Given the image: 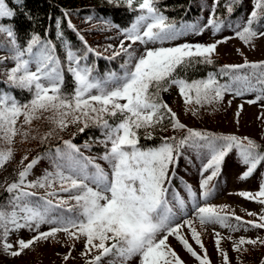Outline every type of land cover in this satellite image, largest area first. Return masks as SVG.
Here are the masks:
<instances>
[{"label":"snow or ice","instance_id":"1","mask_svg":"<svg viewBox=\"0 0 264 264\" xmlns=\"http://www.w3.org/2000/svg\"><path fill=\"white\" fill-rule=\"evenodd\" d=\"M107 2L135 13L123 28L108 20L99 21L100 31L114 29L120 37L117 47L108 45L105 51L112 50L106 57L109 60L123 58L121 71L98 75L95 64L88 61L90 56L101 54L68 20L67 27L76 31L82 44L78 54L63 39L61 22L57 20L56 36L63 44L67 73L73 85L71 91H66L57 46L36 34L22 44L14 26L3 23L11 21L16 13L7 0H0V52L5 53L0 56V65L6 61L12 64L5 70L3 83L7 90L0 89V145L4 146L0 147V168L14 158L18 136L22 137L21 142L37 139L31 134L35 121L43 120L49 125L39 137L40 144L60 138L58 134L70 126L80 125L79 133L88 128L100 131V137L82 146L71 139L63 140L62 147L46 154L50 169L36 180H29V176L45 156L37 155L27 164L24 161L29 160L28 155L22 157L16 179L5 188L9 198L0 205V252L16 258L38 242L50 238L59 242L58 234L63 233L70 244L64 261L71 257L75 244L82 242L80 256L85 258L84 264H186L172 246L171 238L197 264H211L201 238L209 226H219L229 233L264 229V171H260L264 169V144L249 137L216 135L190 128L179 120L162 94L175 88L185 111H191L193 116L201 108L221 103L226 94L233 98L254 94V99L245 102H260L264 106V61L250 63L245 59L243 64L225 65L220 73L228 76L225 83L214 73L193 80L180 74L195 65H211L218 44L228 39H238L248 46L254 39L264 37V0H252L246 20L234 26L216 15L220 0H213L204 26L187 25L180 29L160 10V0ZM241 2L225 0L229 17ZM12 4L23 7V0H12ZM226 26L233 29L234 36L209 44L163 46L188 32L202 35L205 29H210L215 36ZM245 69L250 71L245 73L242 71ZM11 89L27 92L30 99L20 101ZM239 114L238 110L237 117ZM169 128L183 135L164 136L155 146L140 143V130H145V139H153L157 129L164 132ZM71 135L74 138L76 133ZM93 144L103 151L85 156L81 149L90 152ZM188 150L197 153L200 181L198 192L184 185L185 198L173 181L180 158ZM230 155L243 166L240 180L260 174L257 190L237 193L262 206L259 214L247 213L255 220L245 221L229 212L226 205L210 203L212 182L221 174ZM97 161H103L107 170ZM36 189L44 190L45 195L36 197ZM61 192L67 196H60ZM197 224L202 231L197 230ZM42 226L48 230L41 231ZM21 230L32 233L31 238L17 236L10 243L9 238ZM213 236L222 264H230L228 253L221 247L222 240H229L232 250L241 254L248 251L246 245H264V238L259 236L233 240L231 235L224 237L214 227Z\"/></svg>","mask_w":264,"mask_h":264},{"label":"rangeland","instance_id":"2","mask_svg":"<svg viewBox=\"0 0 264 264\" xmlns=\"http://www.w3.org/2000/svg\"><path fill=\"white\" fill-rule=\"evenodd\" d=\"M223 6L225 7V0ZM197 4L200 7V12L195 15L192 22H184L181 26L196 25L202 27L206 24L211 11L213 0H197ZM252 10V0H242V2L235 6L234 13L229 17L226 12V17L221 18L226 21V24H232L246 20L247 13ZM69 20H71L76 31L87 38L88 43L95 50L102 53L111 54V49L105 51L108 45H112L113 48L117 47L120 37L117 35L116 30L100 31L101 25L99 21L101 18H96L91 15H81L75 12H69ZM91 18V20H88ZM4 23V21H3ZM6 24V23H5ZM234 36L232 28L225 27L220 33L213 36L210 29H205L202 35H194L188 32L185 35L180 36L174 41L165 43L163 46H176L178 44L190 43V44H209L217 40L224 39L226 37ZM2 39V38H0ZM159 46V45H157ZM239 50V51H237ZM4 52H0V56H4ZM122 60V57H118ZM213 61H219L218 68L211 73L217 75V79L221 83L228 81V76H221V70H224L225 65H237L243 64L245 59L250 63H259L264 61V37L254 39L251 45L245 46L238 39H228L226 43L218 44L216 53L212 57ZM12 67L10 62L5 65H0V85L4 84L6 79V68ZM67 69V62L65 64ZM121 71V69H120ZM119 71V72H120ZM243 72L250 70L245 69ZM117 72L118 71H113ZM106 73V72H105ZM105 73L101 74L103 76ZM209 74V73H208ZM207 74V75H208ZM207 75L203 78L207 77ZM231 75V73L229 74ZM0 89H4L3 85ZM23 95L20 101L30 99L27 92ZM163 99L169 104L174 112L177 113L179 120L186 124L188 127L210 132L216 135H229L233 134L238 137H249L257 143L264 144V140L261 139L264 136V106L260 102L256 104H248L245 101L254 99V94L246 95L243 97L233 98L231 95H225L224 100L216 105L207 106L201 108L196 116H193L191 111H185L182 99L179 97L175 88L171 89L168 93H164ZM231 101V104H229ZM243 105L242 110L240 106ZM239 110L240 114L237 117L236 113ZM33 131L32 135L36 136V140H27L21 142L22 137L16 138L14 145V158L8 162L3 168H0V205H3L9 198L5 188L8 184L12 183L16 179L17 173L20 171V160L24 155H28L29 160L24 161L27 164L33 157L37 155L45 156L44 159L33 169V174L29 176V180L38 178L46 169H50V161L47 158L49 152H55L57 147L63 146V140L71 139L72 142L78 146H82L85 142L92 143L90 140H81L80 133L77 131L80 125L70 126L66 131L60 132L58 136L60 138H53L49 142L44 144L39 143V137L43 135L49 128V125L41 120L35 121L31 126ZM96 135L100 137V131L97 128H92ZM159 132L160 139L164 136L171 135H183V133H174L169 128L167 131ZM76 133L75 137L71 135ZM145 133V130H144ZM81 140V141H80ZM77 141V142H75ZM79 141V142H78ZM161 143V142H160ZM159 143V144H160ZM0 147H4L0 145ZM95 150L85 151L83 148L81 151L85 156H96L103 151L98 145L93 144ZM102 167L107 170V165L103 161H97ZM200 161L197 159V153L193 150L185 152L184 156L180 158L179 166L176 169V179L173 181V185L182 196L186 198L187 193L184 190V185H190L194 191H199L198 185L200 181L199 176ZM243 166L237 163V158L234 155H230L226 158L225 163L222 166L221 174L212 182L213 195L210 198V203L214 205H226L229 212H234L235 215L242 217L245 221L255 220L256 217L247 215L248 212L259 214L262 210V206L246 201L237 193L240 191H255L260 180L259 172L255 173L247 180H240L239 175L243 171ZM260 171H264L261 169ZM36 197L44 196V190L36 189ZM60 196L66 197V193H59ZM190 210L191 205H188ZM234 222V221H232ZM198 231H202L199 225H196ZM213 227L215 231H219L222 236H232V239H239L241 236L245 238L255 239L257 236L264 238V229H251L248 232H235L229 233L227 229H221L219 226H209L206 230H203L202 241L205 248L208 251L211 264H222V258L215 250ZM47 226H42L41 231H47ZM32 233L27 230H21L18 233H14L9 242L14 243L17 236L27 240L31 238ZM59 242L53 241L51 238L47 242H38L32 246V248L25 250V252L16 258H12L9 255H5L0 252V264H84V259L80 256L83 251V243H76L74 249L71 251V257L68 261L63 260V256L70 251V244L66 242L64 234H58ZM171 244L186 262V264H197V262L191 258L182 247L174 239H171ZM189 242L193 244V247L199 252V248L195 246L194 242L189 237ZM221 247L228 253L230 264H260L261 260H264V245H246L247 252L237 253L232 250V244L229 240H222Z\"/></svg>","mask_w":264,"mask_h":264},{"label":"trees","instance_id":"3","mask_svg":"<svg viewBox=\"0 0 264 264\" xmlns=\"http://www.w3.org/2000/svg\"><path fill=\"white\" fill-rule=\"evenodd\" d=\"M197 0H160V10L168 17L169 22L175 23L179 27L184 22H192L195 15L200 12V7L196 2ZM8 5L15 11L16 15L11 21L5 20L4 23L14 26V30L18 35L19 41L23 44L27 39L33 35H39L42 39L51 41L53 45L57 46V54L61 58L63 72L65 75V90L71 91L72 80L65 68L66 59L63 49V44L57 38L58 31L56 21L61 22L59 29L64 33L63 39L67 40L73 50L79 54L82 49V44L77 38L76 31L67 27L68 15L65 13L75 12L81 15H91L96 18L108 20L111 23L119 25L121 28L128 26L129 22L135 15L131 13L124 6H115L109 4L107 0H23V7H17L12 4V0H7ZM224 1H220L217 8L216 15L220 18L226 17V8L223 6ZM87 40L86 37H84ZM88 42V40H87ZM89 44V43H88ZM99 52V57L90 56L88 63H94L97 69V74L120 71L122 60L120 58L109 60L106 57L111 54ZM220 65L219 61H213L211 65L199 64L183 70L180 74L182 77L193 80L205 77L208 73L214 72ZM7 90L5 84L0 86ZM13 95L18 99L23 98L22 91L11 89ZM81 140L93 141L98 137L92 128L86 129L80 133ZM80 140V141H81ZM77 142V141H75ZM79 142V141H78ZM161 142L159 132L153 133V139H145L144 130H140V143L144 146H155ZM95 150L94 147H92Z\"/></svg>","mask_w":264,"mask_h":264},{"label":"bare ground","instance_id":"4","mask_svg":"<svg viewBox=\"0 0 264 264\" xmlns=\"http://www.w3.org/2000/svg\"><path fill=\"white\" fill-rule=\"evenodd\" d=\"M37 179V177L36 178H34L33 180H36Z\"/></svg>","mask_w":264,"mask_h":264}]
</instances>
